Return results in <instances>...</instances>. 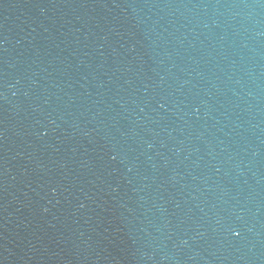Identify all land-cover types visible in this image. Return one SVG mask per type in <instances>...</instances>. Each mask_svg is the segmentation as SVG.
Segmentation results:
<instances>
[{
    "label": "water",
    "instance_id": "obj_1",
    "mask_svg": "<svg viewBox=\"0 0 264 264\" xmlns=\"http://www.w3.org/2000/svg\"><path fill=\"white\" fill-rule=\"evenodd\" d=\"M0 264H264V0H0Z\"/></svg>",
    "mask_w": 264,
    "mask_h": 264
}]
</instances>
